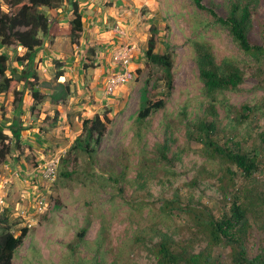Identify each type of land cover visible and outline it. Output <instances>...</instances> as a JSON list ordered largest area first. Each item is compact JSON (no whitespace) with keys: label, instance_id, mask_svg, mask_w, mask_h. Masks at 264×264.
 <instances>
[{"label":"rangeland","instance_id":"1","mask_svg":"<svg viewBox=\"0 0 264 264\" xmlns=\"http://www.w3.org/2000/svg\"><path fill=\"white\" fill-rule=\"evenodd\" d=\"M140 1L145 3L136 7L137 28L120 43L139 49L131 63L140 64L136 69L130 65L133 78L113 94H105L106 75L98 78L101 63H95L100 52L106 51L101 54L104 57L109 49L96 47L100 43L91 45L87 39H93L81 33L70 48L61 46L59 53L69 56L61 62L54 54L39 56L46 46L43 37L33 67L29 65L37 70L28 80L21 79L23 91L17 89L19 80L16 88L0 96V126L10 145V152L0 161V215L7 211L15 235L21 227L28 228L12 264H153L152 246L161 233L179 241L193 236L186 215L176 209L164 212L163 199L179 197L182 203L198 208L207 205L215 215L224 210L229 200L223 201L218 189L219 166L207 158V150L188 130L190 123L203 116L207 104L196 60L200 45L217 63L233 59L243 72L236 90L217 94L218 137L243 151L258 139L256 152L264 150L259 140L264 138V59L257 62L244 54L207 11L225 17L229 0H202L203 9L192 0ZM252 10L249 41L264 45V0ZM54 19L50 17V25ZM151 27L157 30L155 51L172 55L173 87L165 106L142 119L138 112L146 100L168 90L160 68L144 56ZM15 46L1 45L0 51L8 55L6 74L18 78L25 72L28 56L18 54L21 51ZM107 58L102 64H107ZM58 71L62 74L56 76ZM79 77L80 84L75 82ZM72 84L74 91H70ZM152 88H156L154 94ZM25 89H29L27 97ZM35 89L39 98L32 97ZM99 99H105L104 103ZM84 100L86 107H82ZM221 101L231 106L229 111ZM94 114L107 121L100 144L92 141L93 150L88 152L71 149L81 134L80 119ZM15 121L26 125L17 140L9 130L18 133L11 126ZM52 158L57 160L56 172L53 179H47L43 164ZM253 175L254 180L239 177L236 182L238 190L247 187L253 194L245 241L249 258L264 251V163ZM193 240L195 252L204 247L202 236ZM228 251L216 247L213 253L221 254L223 264H232Z\"/></svg>","mask_w":264,"mask_h":264},{"label":"trees","instance_id":"2","mask_svg":"<svg viewBox=\"0 0 264 264\" xmlns=\"http://www.w3.org/2000/svg\"><path fill=\"white\" fill-rule=\"evenodd\" d=\"M64 1L0 0V45H16L23 48L28 56L27 68H31L29 65L32 66L34 56L43 43L42 38L46 37L50 30V17L56 20ZM192 2L197 8H204L202 0H192ZM2 4L6 7L3 8ZM69 4L72 12L69 36L71 43H76L83 31V20L78 2L69 0ZM257 4L259 0H229L225 17L218 16L212 9L207 11L212 15L215 23L228 30L238 48L258 62L264 59V45L251 44L248 37L252 29V9ZM150 32L144 56L147 62L160 68L168 90L162 93L161 97L151 98V96L146 100L145 106L138 112L139 118L142 119L165 106L166 96L170 94L173 87L172 55L169 52L155 51L157 30L151 27ZM196 52L199 78L202 82L201 90L207 104L203 116L190 123L188 130L190 135H195L207 150V158L218 164L220 170L217 177L218 189L222 193L223 201L229 200V202L219 215H215L207 205H200L198 208L182 203L179 197L163 199L161 203L164 212L170 213L176 209L186 215L187 224L193 236L179 241L168 233H161L159 240L152 246L155 258L153 264H223L221 254L213 253L216 247L228 248V256L232 264H264V251L249 258L245 245L246 235L251 227L253 194L247 187L240 190L236 187L239 177L246 180L255 179L253 174L264 163V150L260 148V153L256 152L255 146L258 139L252 142L250 150L243 151L238 146L235 148L231 146L229 139L221 141L218 137L220 120L217 94L225 90H236L243 82V72L233 59L224 58L217 63L203 45H200ZM7 70L8 55L0 51V95L8 93L22 77H30L32 74L28 76L23 72V75L15 78L7 75ZM60 74L62 71L56 72V76ZM155 90L156 88H152L151 93L154 94ZM32 97L39 98L38 91L34 90ZM220 103L226 111L230 110L231 106L225 101ZM239 114L243 115L240 112ZM79 123L81 134L74 138L71 149L84 152L93 150L92 141L95 146L100 144L107 129L106 119H101L98 114H94L92 117H82ZM19 132L15 134L10 130L15 139ZM7 138L0 126V161L4 160L10 152ZM259 140L260 146L263 145L264 138ZM6 212L0 215V264H12L17 247L28 233V228L23 226L20 228V233L15 235L9 225L10 216ZM196 235L203 237L205 245L195 252L193 237Z\"/></svg>","mask_w":264,"mask_h":264},{"label":"crops","instance_id":"3","mask_svg":"<svg viewBox=\"0 0 264 264\" xmlns=\"http://www.w3.org/2000/svg\"><path fill=\"white\" fill-rule=\"evenodd\" d=\"M76 1L79 4V11L82 15V20H83L82 37L86 36V37L93 39L92 42L90 41V39H87V42H90V44L93 46L95 44L97 45L100 43V45L96 46V47H98L100 49H104V48L109 49L108 55H106L104 57H102L101 54L106 53V51L102 50L100 52V54L97 56L98 61L95 62V63H97V62L101 63V66L98 67V69L101 71L100 73L97 72L98 78H101V76H103V75L105 77L107 72L112 68L111 55H112L113 51L116 50V48L120 45V43L126 42V40H127L126 35L127 34L134 32L135 29L137 28L136 24H138V20H139L137 12H136L137 11L136 10L137 4L140 3L139 4V9H140L141 8L140 6L142 4H144L145 2L143 3V1H140V0H76ZM71 18H72L71 5L69 4V0H65L63 5L59 9V13L57 15L56 20H53V23L51 24L52 26H50L52 29H50L49 34L44 39V43L46 46L42 50H40L39 56H44L46 58L47 57L50 58L49 56L54 54L55 56H58L59 59H57V60L59 62L62 61L61 58H63L65 56V54L59 53L61 46L66 47V45H67L69 48L71 46V41H70V36H69V28H70L69 27V21ZM86 23H87V25H86ZM53 28H56L58 30L54 31ZM104 37H108L107 40L101 41ZM130 37L133 38L132 40L135 41L134 36H131V34H130ZM15 47L19 48V50L22 52L21 53L18 51V54L22 55L23 53H25V50L23 48H21L20 46H15ZM83 48H85V47H83ZM138 52H139V49H138V51L136 49H134L132 54L135 53V54L139 55ZM74 53H77V51L74 50ZM96 53H99V52L97 51ZM132 54H131V58H132ZM107 56H108V58L105 59V60H108L107 64H102V60H104V58H106ZM65 57L68 58L69 57L68 54ZM133 61L134 60H132V62ZM18 62H20V61H17V63ZM25 64H26V69H25L24 75L29 76L30 73L37 70L34 68H27V59H26ZM136 64H140V63L137 62V63H135V65ZM135 65L132 64L131 68L136 69L137 66H135ZM52 66H53V64H52ZM18 67H20V68H18ZM17 68H18V69H16L17 72L19 74H21V71H19V70H21L22 65L19 66V64H18ZM64 68L65 67H61V70H65ZM104 68H105V70H104ZM89 73H90V71L87 70L86 74L88 75ZM92 76H94V73H92ZM24 77L26 80L29 79L26 76H24ZM24 77H22L21 79H23ZM21 79H20L21 85L19 83V85L17 87V89L19 91H23V89H24L23 88L24 87V80L21 81ZM95 80H96L95 78L92 79V81H95ZM75 82L76 83L78 82V84H80V82H83V81L79 77V78H76ZM58 83L65 84V81H59ZM92 84L94 86L95 83L92 82ZM14 88H16V86ZM25 91L26 92L24 94V97L25 96L27 97L29 89H25ZM70 91H74V85L73 84L70 86ZM51 93L49 92V94H51ZM93 93H95V92H93ZM9 94H11V96H13V93H9ZM3 95L4 94H1L0 96H3ZM11 96L9 95V98H11ZM96 98L97 97L95 96V100H97ZM86 99H88V97ZM104 101H105V99H101V100L99 99L98 102L104 103ZM83 102L84 103L82 104V107H84V106L86 107L87 106L86 100H84ZM61 110L62 109H60V111ZM77 118H79V115L77 116ZM12 126L21 132V131H23V127H25L26 125H23L21 123L19 124L18 121H15L12 124ZM9 127H11V126H9ZM10 130H11V128H10Z\"/></svg>","mask_w":264,"mask_h":264},{"label":"built area","instance_id":"4","mask_svg":"<svg viewBox=\"0 0 264 264\" xmlns=\"http://www.w3.org/2000/svg\"><path fill=\"white\" fill-rule=\"evenodd\" d=\"M135 47L129 42L120 44L111 55L112 68L107 72L104 82V92L106 95L113 94L120 85L128 82L133 78L131 65V54ZM44 165V177L47 179H53L57 160L50 159L45 161Z\"/></svg>","mask_w":264,"mask_h":264}]
</instances>
